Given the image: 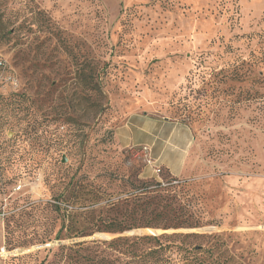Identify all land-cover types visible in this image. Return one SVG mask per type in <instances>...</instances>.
<instances>
[{"label":"rangeland","instance_id":"374dc122","mask_svg":"<svg viewBox=\"0 0 264 264\" xmlns=\"http://www.w3.org/2000/svg\"><path fill=\"white\" fill-rule=\"evenodd\" d=\"M0 56L20 83L0 93V264H74L59 246L144 235L171 236L168 264H264V0H0ZM149 118L151 167L116 140ZM164 119L191 132L180 176L155 159ZM68 195L78 214L100 197L96 224L136 195L182 217L56 241Z\"/></svg>","mask_w":264,"mask_h":264},{"label":"trees","instance_id":"16d2710c","mask_svg":"<svg viewBox=\"0 0 264 264\" xmlns=\"http://www.w3.org/2000/svg\"><path fill=\"white\" fill-rule=\"evenodd\" d=\"M90 90L95 94L101 93L97 84L90 86ZM12 92V91H11ZM18 92H15L16 94ZM167 171V170H166ZM168 172V171H167ZM138 190V187H134ZM147 191H141L139 194H145ZM138 194V193H137ZM77 198L72 195L64 197L60 201V205L55 206V210L60 212L64 209L63 223L58 231L55 240H69L81 237L91 236L95 233H108L121 235L127 231L137 228V222L141 220L153 218L156 219H170L174 218L178 220L182 217L170 206H163L160 198H140L137 195L134 198L124 199L116 204H109L110 206L104 215V218L99 224L93 222L95 220V211L93 206L100 202V197L94 195L90 199L84 200L83 213L78 214L74 209L77 203ZM65 202V203H63ZM158 204V207H155ZM69 209L62 208L64 206ZM62 206V207H61ZM157 208V209H156ZM84 216L86 222L82 224L78 220L79 216ZM195 234L182 235L184 239L194 237ZM171 236L167 235H144V236H132V237H116L112 240H92L89 242L75 243L72 247L59 246V251L69 250L75 253L72 256L74 264H168L171 244L168 243V239ZM100 248V252H92L91 248ZM76 248V250L73 249ZM180 250L177 254H180L184 248V253L188 254V259H193L196 262L198 255L202 252L200 247L189 246L183 247L180 245ZM114 255V258L108 256L107 253ZM105 253V254H104ZM69 258V256H68ZM191 263V262H190ZM58 264V263H57Z\"/></svg>","mask_w":264,"mask_h":264},{"label":"crops","instance_id":"0c3cea01","mask_svg":"<svg viewBox=\"0 0 264 264\" xmlns=\"http://www.w3.org/2000/svg\"><path fill=\"white\" fill-rule=\"evenodd\" d=\"M158 119V118H155ZM149 122H143L141 120H138V122L135 121V123H129V120L127 122L116 129V140L117 142L124 146H155L158 144V138H156V132L161 127L160 123L158 121L149 118ZM152 121V122H151ZM165 121V119H164ZM167 122L166 125V139L169 140L172 136L174 139L170 140L167 146H162L161 151L159 152L158 158L155 159L158 160L160 166L168 170L170 174L173 176H180L182 175L186 161L188 158V154L190 153V145L187 147V144L189 143L191 132L186 127L184 123L181 125L176 126L174 123H168L171 121H165ZM169 124V125H168ZM170 126H172L170 128ZM156 138V139H155ZM143 139L144 141H142ZM143 143V144H141ZM176 145L177 147H171L172 153L170 154L169 149L171 145ZM175 157V158H172ZM1 222H0V237H1Z\"/></svg>","mask_w":264,"mask_h":264},{"label":"built area","instance_id":"2783aa9c","mask_svg":"<svg viewBox=\"0 0 264 264\" xmlns=\"http://www.w3.org/2000/svg\"><path fill=\"white\" fill-rule=\"evenodd\" d=\"M20 86V83L17 79V77L13 74L11 67L9 64L0 56V93H4L7 91H16ZM138 155H140L145 163L148 166H153V163L149 157V149L145 146L141 147L136 152ZM154 172L159 175L160 173V168H153ZM15 192L20 191V186H17L14 189ZM5 207H1L0 209V218L4 219L5 218Z\"/></svg>","mask_w":264,"mask_h":264}]
</instances>
